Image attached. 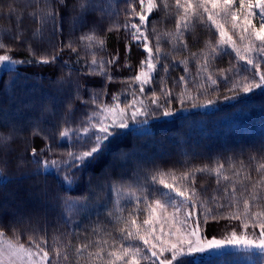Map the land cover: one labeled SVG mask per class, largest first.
<instances>
[{"label":"trees","instance_id":"1","mask_svg":"<svg viewBox=\"0 0 264 264\" xmlns=\"http://www.w3.org/2000/svg\"><path fill=\"white\" fill-rule=\"evenodd\" d=\"M196 2L193 0V4ZM48 3L49 11L55 13L54 22L42 19L45 0H0V38L6 45L0 49V55L8 54L20 61L14 71H0V136L9 137L7 147L0 146V169L7 176L0 180V232L4 237L34 249L29 237L36 242L44 239L43 247L49 251L48 264H107L111 259L108 253L118 251L121 244L143 250L141 241L124 238L130 228L123 233L120 229L125 228L130 215L142 225L148 216L146 200L166 199L160 194L168 190L153 183V177L159 179L164 174L165 181L172 184L173 175L180 177L197 168L214 169L218 165H223L219 177L212 172L196 173V211H201V201H209L213 213L235 211V204L215 206L229 204L233 186L243 211L242 201L249 197L252 183L262 174L256 171L258 165L264 163V92L256 89L253 93H239L233 99L225 98L233 96L229 89L234 79L259 80L255 69L240 60L230 47L222 50L226 54L209 57V72L217 85H211L207 74L199 70L203 55L209 52L207 43L215 45L220 39L218 31L207 21V14L203 21H193V27L184 32L183 41L173 43L163 34L176 31L182 9L176 8L175 0H167V9L164 0H156L157 9L149 14L148 23L140 30L153 49L159 34L162 52L153 80L140 93L139 82L131 78L141 70V60L147 53L143 41L132 40L133 30L124 28L125 24L139 23L138 16L133 15V8L135 12L141 11L139 0ZM81 3L86 8L82 9ZM236 3L238 6L239 0ZM143 7L146 9L147 0ZM238 15L237 23L242 24L243 10ZM259 22L257 15L253 23L258 27ZM225 31L241 53L252 56L264 72V58L244 51L249 40H241V35L247 33L239 28L233 30L231 21L225 23ZM17 33L19 38L13 39ZM33 33H39L37 38H33ZM86 34L102 39L103 47L82 40ZM69 43L75 51L67 47ZM259 43L255 41L254 45ZM126 45L130 46L128 52ZM117 53L119 59L115 63H106ZM54 55L57 58L53 63H36ZM93 56L97 59L95 66L91 65ZM185 59L187 71L182 63ZM101 63L112 80L91 74L93 68L99 71ZM165 65L167 72L163 71ZM181 76L186 82L180 80ZM162 86L171 91V96L161 103L173 111L172 116H163V108H156L148 99L153 91L160 94ZM185 91L195 99L185 97L181 103L180 94ZM134 93L136 99L148 105L150 114L129 121L127 129L119 130L120 135L99 160L69 167L72 161L68 153L87 150L82 126L94 112L98 113L97 119L103 115L97 105H112L113 97L118 96L123 106L133 100ZM93 99L97 103H92ZM209 99L214 102L205 104ZM34 126L41 131L39 136L33 135ZM64 128L81 131L61 139L59 131ZM33 148L36 156L32 154ZM52 160L59 162L58 168L47 169L44 162ZM65 175L71 177V183L63 179ZM246 175L251 180L245 179ZM223 176L229 179L224 180ZM175 184L180 186L179 179ZM257 191L264 195V187ZM172 195L175 201L180 200ZM191 210L190 207L188 211ZM260 210L264 208L251 207L253 212ZM172 212L169 208L168 213ZM156 229L160 234V224ZM232 230L242 232L240 221L221 219L209 223L206 235L223 238ZM82 245L87 247L77 253ZM97 252L99 258L94 255ZM89 253L93 255L90 257ZM201 264H264V253L232 248L205 258Z\"/></svg>","mask_w":264,"mask_h":264},{"label":"snow or ice","instance_id":"2","mask_svg":"<svg viewBox=\"0 0 264 264\" xmlns=\"http://www.w3.org/2000/svg\"><path fill=\"white\" fill-rule=\"evenodd\" d=\"M141 4V11L135 12L133 8V15L138 16L139 23H131L130 25L125 24V29H132L131 36L133 41H143L142 47L147 53V56L141 60V70L139 73L131 78L133 82H139V92L144 93V86L151 83L154 78V73L157 70V65L160 63V54L162 52L159 46L160 35H157V43L155 49L149 46L148 37L141 32V27L146 26L148 23V16L157 9L158 5L156 0H147L146 9L143 7L145 0H139ZM46 7L42 9V19L46 22L51 19L55 21V13L49 11L51 5L48 0H45ZM209 5L211 6L209 8ZM175 6L177 9H182V13L178 14L176 31L174 33H164L163 35L170 37L171 41L175 43L177 40L183 41L184 32L188 31L193 27L194 20L203 21L204 14H207V21L210 22L219 33L220 39L215 45L210 41L207 43L209 52L205 53L202 57L203 64H200V69L207 74V80L210 81L211 85H217V80L213 78V75L209 72V57L212 54L220 55L226 54L222 52L226 47H230L232 51L236 53V56L240 60H244L246 65L251 66L256 71V75L259 76V80L248 79L242 77L239 80L234 79L232 87L229 89L233 93V96L225 97L226 99H233L239 93L248 94L253 93L256 89H260L264 92V72L260 71V64L257 63L252 56H246L241 53L232 39V36L228 35L225 31V23L231 21L232 29H241L242 33H247V36L241 35V40L248 39L249 45L245 48L246 53L255 52L259 57L264 58V0H239L238 6L236 0H197L193 4V0H175ZM80 7L86 8L85 3H81ZM169 7L167 0H164V8ZM258 9L259 11H255ZM202 10V11H201ZM243 10V22L238 24L237 21L240 19L238 12ZM34 15V14H33ZM259 15L260 22L257 27L253 23V18ZM223 21V23L221 22ZM155 31V29H153ZM39 33H33V38H37ZM19 33L13 39H18ZM254 38V40H253ZM82 40L86 39L90 43H95L101 48L104 45L102 39H97L94 35H85L81 37ZM259 41V45L255 46L254 42ZM187 47V45H184ZM6 45L0 38V49H4ZM67 47L72 48V44H67ZM75 51L74 48H72ZM130 51V46L126 45V52ZM195 56V53L191 54ZM56 56H52L50 59L42 58L36 63L49 64L56 60ZM119 59V53L114 55L111 60L106 61L108 64H113ZM27 62V61H25ZM187 59L182 61L185 64V71H187ZM20 61L13 59L10 55H0V71L12 72L15 70V66ZM91 65H97V59L93 56ZM129 66L130 65H127ZM147 69L146 71L144 69ZM163 71H168V66L163 67ZM92 75L104 76L107 80H112L111 76L107 75L104 63L99 64V71L93 68ZM180 80L185 81V77L181 76ZM163 85V81L161 82ZM203 88V85H199ZM134 98L131 102L125 103L121 106L118 96H114L115 101L112 105L98 104L97 107L100 109V115L97 119L98 113H93V117H90L88 122L82 126V133L87 137L85 141V147L87 150L80 153H68L72 163L69 167L78 168L79 166L87 165L99 160L109 149L113 139L120 135L119 130L127 129L129 127V121H137L140 116H147L150 114L148 105L145 104L144 100L136 99L135 93ZM171 96V91L166 87H161L160 94L155 91L152 92L148 98L152 105L156 108H163L162 115L165 117L172 116L173 111L170 108L164 106L161 103L162 100ZM185 97L187 99L194 100L195 97L190 92H182L180 94V102L183 103ZM97 103L95 99L91 101ZM170 102V101H169ZM213 100H206L205 104H212ZM195 107L196 104H193ZM75 131L81 130H70L64 128L59 131V137L61 139L67 138L70 134H74ZM41 131L38 127H33V135L39 136ZM9 137L0 136V146L7 147ZM43 151V149L41 150ZM33 156L37 155L35 148L32 149ZM39 162V161H38ZM44 166H59V162L45 161ZM223 165H218L214 169L207 167L197 168L189 172H185L180 177L173 175L172 179L174 183L169 184L161 177H153V183H159L163 188L167 189V192H162L160 195L166 199H156L152 202H146V210L148 216L143 220L142 225L137 224V220L134 216L130 215L125 220V228L120 229L123 233L127 231L125 239L139 240L142 242L144 248L140 247H125L121 244L118 251H111L108 256L111 258L107 264H116L117 261L122 264H201V261L205 258H210L213 255H219V250L226 247L232 246L236 248H242L244 250L257 249L261 253H264V210L251 211V207L254 205L258 208H264V195H261L257 190L264 187V163H260L256 169L258 173H262L255 182L252 183V190L249 193V197L243 199V211L239 208L240 201L235 199V186H233L230 202L228 205L213 202L216 208L231 207L233 204L236 206L235 211H229L228 213L216 212L213 213L211 207H209V201H201V211L197 212L195 205L198 200V192L195 188V176L196 173L212 172L218 177L222 175ZM3 170L0 169V173ZM239 173H237L238 175ZM63 179L66 182L71 183V177L65 175ZM179 179L180 186L175 184V181ZM224 180H228L229 177L223 176ZM245 179L251 180L250 176H245ZM219 183V180L217 181ZM227 191V189H226ZM247 191V188L245 189ZM180 197L177 202L172 194ZM137 199V204H138ZM191 211H188L189 208ZM173 209V212L169 215L168 209ZM159 213V215H158ZM119 219V218H118ZM221 219L228 220H239L242 228V232L238 233L236 230H232L231 233L223 238L207 237V227L211 222H219ZM160 224V234H157L156 225ZM168 225L169 230L164 231V226ZM178 225V226H177ZM249 229L251 231L249 232ZM259 229L257 232L256 230ZM5 234L0 232V256L7 255L10 260V264H14L15 261H21L23 264V257L29 258V264H32L31 257L35 254L39 256V264H48L49 251L46 250L43 245L46 244L44 239L39 242L34 241L29 237L31 245L37 249L34 253L31 246L26 247L24 243L19 240H12L4 238ZM107 243V241H105ZM87 245H82L76 249L77 253H81ZM100 251H103L101 249ZM167 253V255H165ZM56 255H61L59 249L56 250ZM93 254L89 253L91 257ZM98 258L100 252L94 254ZM64 259L68 257L65 255Z\"/></svg>","mask_w":264,"mask_h":264},{"label":"rangeland","instance_id":"3","mask_svg":"<svg viewBox=\"0 0 264 264\" xmlns=\"http://www.w3.org/2000/svg\"><path fill=\"white\" fill-rule=\"evenodd\" d=\"M52 168H53L52 166H48L47 167V169H52ZM6 178H7V176L5 174L0 173V180H4ZM168 214L170 215L171 213H168ZM158 215H159V213H158ZM164 228H166V232L169 230L168 225H165ZM4 238L10 239L8 237H4ZM232 248H236V247L229 246V247H226L224 249L219 250V252L221 253V252H223L225 250H229V249H232ZM32 249H33L34 253L37 251V249H34V248H32ZM255 250H257V249H255ZM31 262H32V264H39V256L34 254L31 257ZM0 264H10L9 257L7 255L0 256ZM14 264H21V261L17 260V261L14 262ZM23 264H29V258L28 257H26V256L23 257Z\"/></svg>","mask_w":264,"mask_h":264}]
</instances>
